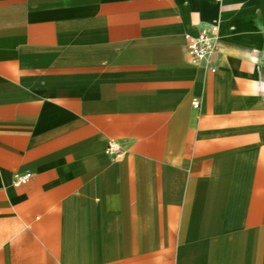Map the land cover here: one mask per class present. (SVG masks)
Wrapping results in <instances>:
<instances>
[{
    "label": "crops",
    "instance_id": "crops-1",
    "mask_svg": "<svg viewBox=\"0 0 264 264\" xmlns=\"http://www.w3.org/2000/svg\"><path fill=\"white\" fill-rule=\"evenodd\" d=\"M0 264H264V0H0Z\"/></svg>",
    "mask_w": 264,
    "mask_h": 264
},
{
    "label": "built area",
    "instance_id": "built-area-1",
    "mask_svg": "<svg viewBox=\"0 0 264 264\" xmlns=\"http://www.w3.org/2000/svg\"><path fill=\"white\" fill-rule=\"evenodd\" d=\"M219 26L217 24L212 25L211 33L217 34ZM208 32H201L198 36L188 37V51L193 60H201L209 57L216 51V44L214 42V37ZM193 105L195 108H199L200 102L194 101ZM108 153L113 154L116 159H121L123 153L121 148L115 144L110 143L108 147ZM31 178L30 174L16 175L14 180L15 186H21L27 183Z\"/></svg>",
    "mask_w": 264,
    "mask_h": 264
}]
</instances>
